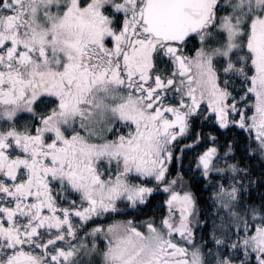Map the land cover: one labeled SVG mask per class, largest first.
I'll return each instance as SVG.
<instances>
[{"label":"snow or ice","instance_id":"6c2138e0","mask_svg":"<svg viewBox=\"0 0 264 264\" xmlns=\"http://www.w3.org/2000/svg\"><path fill=\"white\" fill-rule=\"evenodd\" d=\"M0 264H264V0H0Z\"/></svg>","mask_w":264,"mask_h":264}]
</instances>
